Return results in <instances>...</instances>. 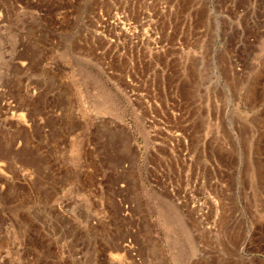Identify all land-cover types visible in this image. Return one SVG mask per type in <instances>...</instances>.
Listing matches in <instances>:
<instances>
[{
  "label": "rangeland",
  "instance_id": "obj_1",
  "mask_svg": "<svg viewBox=\"0 0 264 264\" xmlns=\"http://www.w3.org/2000/svg\"><path fill=\"white\" fill-rule=\"evenodd\" d=\"M0 264H264V0H0Z\"/></svg>",
  "mask_w": 264,
  "mask_h": 264
},
{
  "label": "bare ground",
  "instance_id": "obj_2",
  "mask_svg": "<svg viewBox=\"0 0 264 264\" xmlns=\"http://www.w3.org/2000/svg\"><path fill=\"white\" fill-rule=\"evenodd\" d=\"M215 201H216V200H215ZM194 205H196V204H194ZM215 206H216V205H215ZM216 207H217V206H216ZM201 210H202V209H201ZM201 212H202V211H201ZM198 215H199V214H198ZM221 223H222V222H221ZM222 225H223V224H222ZM226 226H227V225H226ZM151 227H152V226H151ZM221 227H222V226H221ZM151 231H152V230H151ZM153 231H154V230H153ZM150 233H152V232H150ZM150 237H151V235H150ZM156 239H158V238H156ZM150 240H151V239H150ZM151 242H152V241H151ZM130 243H131V242H130ZM152 243H153V242H152ZM159 243H160V242H159ZM160 244H161V243H160ZM160 244H159V245H160ZM127 245H128V244H127ZM153 245H154V244H153ZM155 245H156V244H155ZM155 245H154V246H155ZM161 245H162V244H161ZM124 246H125V245H124ZM151 246H152V245H151ZM129 247H130V246H129ZM155 247H156V246H155ZM159 247H160V246H159ZM114 248H115V247H114ZM149 249H150V248H149ZM163 251H164V250H163ZM158 252H159V251H158ZM164 253H165V252H164ZM164 253H163V254H164ZM161 254H162V253H161ZM163 254H162V255H163ZM158 256H159V255H157V257H158ZM160 258H161V256H160ZM162 260H163V259L161 258V261H162Z\"/></svg>",
  "mask_w": 264,
  "mask_h": 264
}]
</instances>
